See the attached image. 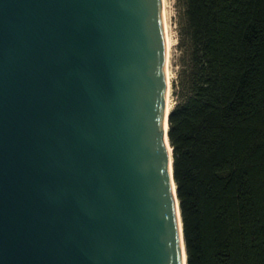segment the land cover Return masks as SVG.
I'll list each match as a JSON object with an SVG mask.
<instances>
[{
	"label": "water",
	"instance_id": "95a60500",
	"mask_svg": "<svg viewBox=\"0 0 264 264\" xmlns=\"http://www.w3.org/2000/svg\"><path fill=\"white\" fill-rule=\"evenodd\" d=\"M167 81L162 0H0V264H187Z\"/></svg>",
	"mask_w": 264,
	"mask_h": 264
},
{
	"label": "trees",
	"instance_id": "16d2710c",
	"mask_svg": "<svg viewBox=\"0 0 264 264\" xmlns=\"http://www.w3.org/2000/svg\"><path fill=\"white\" fill-rule=\"evenodd\" d=\"M168 113L187 264H264V0H180Z\"/></svg>",
	"mask_w": 264,
	"mask_h": 264
},
{
	"label": "rangeland",
	"instance_id": "374dc122",
	"mask_svg": "<svg viewBox=\"0 0 264 264\" xmlns=\"http://www.w3.org/2000/svg\"><path fill=\"white\" fill-rule=\"evenodd\" d=\"M165 8V30L167 34V78L169 82L167 100L172 105L173 97L171 94L170 82L175 77L177 69V55H178V21L181 9L180 0H164ZM172 107V106H171Z\"/></svg>",
	"mask_w": 264,
	"mask_h": 264
},
{
	"label": "bare ground",
	"instance_id": "6f19581e",
	"mask_svg": "<svg viewBox=\"0 0 264 264\" xmlns=\"http://www.w3.org/2000/svg\"><path fill=\"white\" fill-rule=\"evenodd\" d=\"M162 6H163V16H164V26H165V8H164V0H162ZM166 29V28H165ZM165 43H166V51H167V45H168V41H167V34H166V30H165ZM168 80V78H167ZM168 88H169V82L167 81V95H168ZM166 103H167V110H170L171 108V104L169 103V101L167 100V97H166ZM167 148L169 150V153L171 152V148H170V145L167 144Z\"/></svg>",
	"mask_w": 264,
	"mask_h": 264
}]
</instances>
